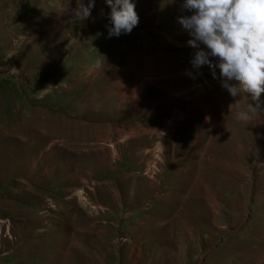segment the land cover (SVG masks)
Segmentation results:
<instances>
[{
	"label": "rangeland",
	"instance_id": "374dc122",
	"mask_svg": "<svg viewBox=\"0 0 264 264\" xmlns=\"http://www.w3.org/2000/svg\"><path fill=\"white\" fill-rule=\"evenodd\" d=\"M132 2L108 38L105 0H0V264H264V115L192 68L182 0Z\"/></svg>",
	"mask_w": 264,
	"mask_h": 264
},
{
	"label": "clouds",
	"instance_id": "9594fccd",
	"mask_svg": "<svg viewBox=\"0 0 264 264\" xmlns=\"http://www.w3.org/2000/svg\"><path fill=\"white\" fill-rule=\"evenodd\" d=\"M71 23L91 16L95 0H76ZM111 8L108 38L130 34L139 23L132 0H105ZM181 9L192 13L178 18V23L192 37L188 45L203 49L190 61L193 69L208 65L219 70L221 87L235 103V119L246 126L264 115V0H182ZM213 60L217 61L213 63ZM195 78L191 72H187ZM217 78L216 72H212ZM245 107L240 109V102Z\"/></svg>",
	"mask_w": 264,
	"mask_h": 264
},
{
	"label": "bare ground",
	"instance_id": "6f19581e",
	"mask_svg": "<svg viewBox=\"0 0 264 264\" xmlns=\"http://www.w3.org/2000/svg\"><path fill=\"white\" fill-rule=\"evenodd\" d=\"M146 69V71H152L155 72L156 74H164L165 72H167L169 69L163 65V64H151V63H147V65L144 67ZM181 72V71H180ZM184 73V72H183ZM188 76V75H187ZM86 101V100H85ZM120 127V126H119ZM43 154V153H42Z\"/></svg>",
	"mask_w": 264,
	"mask_h": 264
}]
</instances>
